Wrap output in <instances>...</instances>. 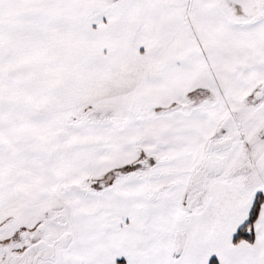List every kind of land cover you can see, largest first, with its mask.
<instances>
[{
	"label": "snow or ice",
	"instance_id": "6c2138e0",
	"mask_svg": "<svg viewBox=\"0 0 264 264\" xmlns=\"http://www.w3.org/2000/svg\"><path fill=\"white\" fill-rule=\"evenodd\" d=\"M0 264H264V0H0Z\"/></svg>",
	"mask_w": 264,
	"mask_h": 264
}]
</instances>
